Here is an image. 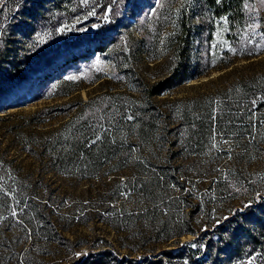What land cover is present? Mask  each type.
Segmentation results:
<instances>
[{
  "label": "rangeland",
  "instance_id": "1",
  "mask_svg": "<svg viewBox=\"0 0 264 264\" xmlns=\"http://www.w3.org/2000/svg\"><path fill=\"white\" fill-rule=\"evenodd\" d=\"M24 1L0 0L4 10L0 11V57L9 55L8 63L0 62V72L8 79L15 73L24 80L47 56L102 32L113 31L116 40L106 52H95L68 70L57 85L48 90L39 87L36 92L28 87L33 92L29 99L21 101V95L18 103L0 109V185L21 195L26 204L20 206L14 198L13 205L7 206L0 199V264H74L91 252L104 250L106 244L120 257L131 253L128 245L139 233V224L131 223L137 218L131 219V214L145 204L127 190L130 173L108 174L115 167L105 166L98 174H85L74 159L66 164L56 154L76 152L65 137L86 117L90 120L83 129L98 134L109 129L118 132V148L130 143L121 125L108 117L112 109L103 111L121 106L129 97L142 104L143 85L172 72L179 19L186 15L195 27L190 76L152 100L175 111L177 135L191 134L199 122L204 123L203 118L209 119L211 126L203 132L208 140L205 145L174 150L187 159L186 170L203 172L221 157L216 170L236 178L228 193L219 196L208 189V180H199L198 188L204 193L196 202L202 207L189 206L182 212L192 220L199 238L217 241L218 233L201 235L207 224L240 213L248 200L264 191V0L245 5L246 23L235 45L227 37L225 20L216 22L209 43L206 33L201 36L200 0H74L60 11L43 13L39 23L30 22L35 27L27 35H14L20 23L15 17ZM5 3L10 10L2 7ZM244 90L248 92L239 95ZM241 97L244 100L238 101ZM133 148L136 156H165L167 150L158 143L152 147L134 144ZM25 207L51 221L52 242L45 239L46 229H39L36 240L31 230L26 232L18 219ZM208 214H212L209 220ZM40 224L44 226L45 221ZM194 239L186 235L164 249L176 252L190 244L197 248L203 239L198 243ZM203 250L200 260L217 255L206 247ZM132 257L138 259L141 254ZM220 258L223 264H264V248L245 259L238 255Z\"/></svg>",
  "mask_w": 264,
  "mask_h": 264
},
{
  "label": "trees",
  "instance_id": "2",
  "mask_svg": "<svg viewBox=\"0 0 264 264\" xmlns=\"http://www.w3.org/2000/svg\"><path fill=\"white\" fill-rule=\"evenodd\" d=\"M73 1L25 0L21 11L15 17L20 23L15 25L17 28L13 34L27 35V32L35 27L29 24L30 22L37 24L41 21L40 18H44L43 13L60 11L61 7L69 5ZM250 1L200 0V15L203 19L201 36L204 37L206 33L205 40L209 43L213 39L216 22L225 20L228 27V39L233 45L236 40L238 43L246 23L245 5ZM7 6L10 4L2 5L8 11L10 8ZM0 11L4 10L0 9ZM194 30L195 27L190 16H181L178 34L174 41L172 72L151 85H143L144 101L142 104L139 105L129 97L121 106L111 105L109 107L112 108L108 107L103 111L112 109L111 112H108V117L117 121L118 126L121 125L124 134L130 137V143H124L121 148H118L117 142L120 136L118 132L112 133L109 129L98 134L95 130L83 129V124L89 123L90 120V117H86L84 121L72 127L65 137V140L76 152L63 151L56 154L57 159L66 164L74 159L73 163L76 164V167L89 175L98 174L105 166H112L116 169L108 170V174H115L117 171L129 172L127 190L145 204L144 208L138 209V213L131 214L133 215L131 219L137 218V222L131 220V223H134V226L137 225L136 223L139 224V233L132 238V243L128 245V249L131 251L129 255L120 257L112 251L114 248L111 244H106L103 245L104 250L91 252L87 257L80 258L74 264H167L166 259L169 264H223L221 255H226L231 259L237 258L238 255L240 259H245L264 248V191L259 192L257 198L248 200L244 210L240 213L227 214L208 222L210 225L207 224L206 230L201 235L211 234L212 236L218 233L217 241L199 238L192 220H187L182 215L183 210L189 206L196 209L202 207V203L196 202L200 201L199 198L204 193L203 189L198 188L199 180H208V189L217 196L227 194L228 189L236 183L235 176L230 173V175H226L223 170H216L221 163V157L213 159L216 161L214 163L211 161L210 169L193 173L186 170L184 166L187 159L180 152L174 150L175 148L205 145L208 140L203 132L205 128L211 126L208 117L203 118L204 123L199 122L193 133L185 131L182 136L177 135L175 131L178 127L174 126L177 116L175 111L156 104L152 100L153 97L165 95L171 88L182 84L190 76ZM115 40L113 31H107L70 44L64 50L43 59L29 71V76L24 80L18 79L15 73H10L12 78L8 79L5 74L0 72L2 87L0 89V109H3L7 104L18 103L21 95H24L21 101L29 99L39 87L48 90L57 85L63 80L68 70L83 60H89L95 52H106L109 45ZM7 57H9L8 53L1 56L0 62L3 59L8 63ZM201 74L199 72L196 78ZM28 87H34L32 93ZM247 92V90L240 91L239 95L243 96ZM242 100H244L243 97L238 98V101ZM88 103L90 101L86 105ZM96 113L95 117L99 118L100 111ZM180 141H183V144H179ZM154 143L166 147L165 156L143 153L139 156L135 155L134 144L139 147H152ZM197 192H199V196H197ZM1 198L4 199L7 206L13 205L14 198L20 201V206L26 205L23 204L25 199L21 195L2 185H0ZM208 203H211V200ZM21 211L24 213L20 214L18 219L27 233L31 230L33 239L38 238L41 228L46 229V235L44 234L46 241L54 240V236L50 234V220L46 221V218H42L36 210H28L25 207V210ZM208 215L209 220L212 214ZM42 220L45 221L44 226L40 224L43 222ZM186 235H194L195 243L202 239L203 242L197 245V248H193L190 244L176 252L164 249L170 241L178 240ZM123 247L126 248L124 245ZM204 247L210 253L212 251L217 253L216 257L200 260ZM159 249L161 250L157 253ZM133 253H140L141 257L134 258L132 257Z\"/></svg>",
  "mask_w": 264,
  "mask_h": 264
}]
</instances>
